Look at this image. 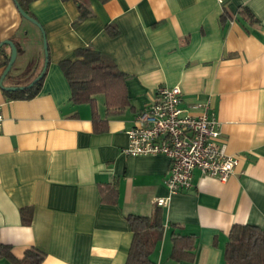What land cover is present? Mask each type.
Listing matches in <instances>:
<instances>
[{
    "label": "crops",
    "instance_id": "0c3cea01",
    "mask_svg": "<svg viewBox=\"0 0 264 264\" xmlns=\"http://www.w3.org/2000/svg\"><path fill=\"white\" fill-rule=\"evenodd\" d=\"M89 5L90 17L74 26L79 17L74 0L29 4L45 31L49 62L33 98H8L0 85V243L19 258L29 248L40 249L41 264H126L133 240L127 216H150L158 207L155 198L168 197L161 207L164 236L152 260L225 264L235 223L264 227V0H89ZM27 21L15 0H0V41L18 42L21 62H34L35 77L42 70L41 49L32 48L44 36ZM33 32L29 53L27 36ZM89 45L109 54L126 74L130 97L125 109L108 115L105 94L96 95L98 115L107 122L102 132L95 129L92 105L71 100L60 67ZM161 85L180 86L183 106L192 112L198 113L191 109L196 102L210 104L228 153L240 159L226 182L195 171L192 187L170 193L166 155L123 152L127 130ZM106 184L116 185L115 203L102 201ZM22 208L32 211L29 224L22 221ZM179 233L196 235L194 261L171 258ZM0 264L15 263L0 249Z\"/></svg>",
    "mask_w": 264,
    "mask_h": 264
},
{
    "label": "trees",
    "instance_id": "16d2710c",
    "mask_svg": "<svg viewBox=\"0 0 264 264\" xmlns=\"http://www.w3.org/2000/svg\"><path fill=\"white\" fill-rule=\"evenodd\" d=\"M17 1L30 16L35 18L29 9V4L33 0ZM74 1L79 7V17L74 21L75 26L90 17L91 10L89 0ZM239 12L248 19L252 18L250 11L245 8H241ZM225 13L229 15L227 10ZM39 28L43 34V28ZM107 30L113 36L118 32L112 25H107ZM5 46L7 45L0 48V68L3 69L8 65L11 55L5 50ZM75 54V59H64L60 62V67L71 87V100L76 104L90 103L93 108V122L96 131H105L107 122L101 120L98 115L96 95L105 94L108 115L125 109L130 104L126 74L118 68L109 54L93 46L80 47L76 49ZM45 75L46 72L33 86H29L32 82L29 81L22 89L16 91L3 89L4 94L12 99L33 98L40 92ZM117 192L115 184H106L101 188L102 201L115 203ZM21 215L24 224L31 222L30 208H22ZM127 219L133 232V240L126 264H157L151 256L164 236L165 225L161 206L156 207L150 216L129 214ZM0 249L2 255L15 264H41L45 258V253L36 247L27 249L21 258L13 254L9 245L0 243ZM195 255L196 235L181 233L174 235L172 259L194 261ZM225 264H264V227L249 223H235L230 230L225 248Z\"/></svg>",
    "mask_w": 264,
    "mask_h": 264
},
{
    "label": "built area",
    "instance_id": "2783aa9c",
    "mask_svg": "<svg viewBox=\"0 0 264 264\" xmlns=\"http://www.w3.org/2000/svg\"><path fill=\"white\" fill-rule=\"evenodd\" d=\"M223 4L225 0H218ZM183 106L180 86L161 85L154 101L140 110L134 125L127 130L130 156L163 154L170 159L166 186L178 193L193 186L195 171L202 176L226 182L239 164V157L227 151V140L208 102ZM4 115L0 106V124ZM158 206H166L168 197H156Z\"/></svg>",
    "mask_w": 264,
    "mask_h": 264
},
{
    "label": "rangeland",
    "instance_id": "374dc122",
    "mask_svg": "<svg viewBox=\"0 0 264 264\" xmlns=\"http://www.w3.org/2000/svg\"><path fill=\"white\" fill-rule=\"evenodd\" d=\"M27 23L29 24V26H31L35 31H38V28L36 26L39 27V25H36V24H33L31 23L30 21ZM34 35L35 33L33 32V34L30 36H27V50L26 52L29 51L32 52V49L33 51H40L41 49V66H42V70H43V67L45 65V50H44V40L42 39L41 35L39 34V36L37 37V45L38 47L36 48H32L31 49V46L29 45L30 43L34 42L33 38H34ZM17 46V49H18V54H17V58L14 62V65L12 67V69L10 70V72L8 73V75L5 77L4 79V85L5 86H10L8 84H10L11 82H15L17 83L18 85L16 86H24L27 82L29 81H33L35 79V77H33L35 74V69L33 68L34 65H33V61L32 60H27L26 63H22L21 62V50L19 48V44L17 42L16 44ZM39 48V49H38ZM5 50L7 52H12V49L9 45L5 46Z\"/></svg>",
    "mask_w": 264,
    "mask_h": 264
},
{
    "label": "water",
    "instance_id": "95a60500",
    "mask_svg": "<svg viewBox=\"0 0 264 264\" xmlns=\"http://www.w3.org/2000/svg\"><path fill=\"white\" fill-rule=\"evenodd\" d=\"M15 3L20 11V13L25 17L27 18L28 20H30L31 22H33L34 24L36 25H39V27L43 28L42 25L38 22L37 19L33 18L32 16H30L19 4V2L17 0H15ZM43 36H44V50H45V65H44V69L42 71V73L36 77L30 84L29 86H33L36 82H38L44 75L46 69H47V66H48V62H49V51H48V42H47V39H46V34H45V31L43 29ZM4 45H9L12 49V52H11V55H10V61L8 63V65L6 66V68L4 69L1 77H0V85L2 87V89H5L7 91H16V90H19V89H22L23 86H5L4 85V79L5 77L8 75V73L10 72V70L12 69L13 65H14V62L17 58V54H18V49H17V46H16V43L11 40V39H6V40H3V41H0V48Z\"/></svg>",
    "mask_w": 264,
    "mask_h": 264
}]
</instances>
